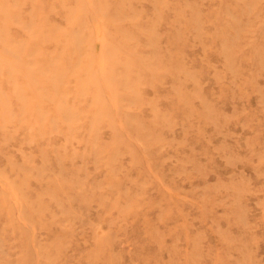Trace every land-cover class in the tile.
Segmentation results:
<instances>
[{"label":"rangeland","instance_id":"1","mask_svg":"<svg viewBox=\"0 0 264 264\" xmlns=\"http://www.w3.org/2000/svg\"><path fill=\"white\" fill-rule=\"evenodd\" d=\"M0 264H264V0H0Z\"/></svg>","mask_w":264,"mask_h":264}]
</instances>
